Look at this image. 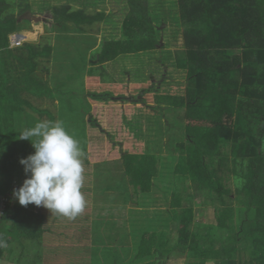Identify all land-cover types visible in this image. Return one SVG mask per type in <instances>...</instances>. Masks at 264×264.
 Listing matches in <instances>:
<instances>
[{"label": "trees", "instance_id": "obj_1", "mask_svg": "<svg viewBox=\"0 0 264 264\" xmlns=\"http://www.w3.org/2000/svg\"><path fill=\"white\" fill-rule=\"evenodd\" d=\"M121 1L117 36L99 40L91 29L105 18L102 10L90 13L82 6L60 3L48 9L54 44L24 39L10 46L11 34L29 30L31 19L24 14L38 13L23 0L17 14L24 12L17 19L9 0H0V237L6 242L0 247V260L10 251L7 238L39 239L46 230L25 229L20 219L23 207L10 203L13 190L20 187L15 174L22 177L15 172L21 166L16 160L35 151L31 141L19 135L47 112L36 99H56L62 108L71 105L72 113H80L74 110L77 100L85 102L89 96L105 103L140 104L143 125L136 122L135 135L160 151L120 147L114 168L104 167L107 161L95 164H104L108 171L103 197L109 199L113 193L114 201L122 203H109L112 215L128 202L138 206L127 209V218H117L122 228L114 223L112 243L106 244L107 230L101 239L95 236L101 244L97 258L103 255L110 264H168L176 257L182 258L181 264H264V0H162L166 9L174 7L169 18L181 29L182 47L171 53V60L159 63L161 67L153 70L157 76L149 74V85L135 94L84 89L78 97L72 85L85 82L83 68L112 84L116 80L107 75V62L162 48L159 37L165 27L159 25L165 18L156 20L165 16V11H157L161 4ZM168 65L183 77L175 78ZM146 94H152L151 102ZM85 104L83 116L91 107ZM89 122L105 131L94 118ZM85 130L86 123L84 131L73 135L84 154ZM169 131H176V141L164 154L163 138ZM149 201V209L140 208ZM204 208L212 212L209 221L201 218ZM89 227L75 236L97 233ZM41 252L33 253L30 264H41Z\"/></svg>", "mask_w": 264, "mask_h": 264}, {"label": "rangeland", "instance_id": "obj_2", "mask_svg": "<svg viewBox=\"0 0 264 264\" xmlns=\"http://www.w3.org/2000/svg\"><path fill=\"white\" fill-rule=\"evenodd\" d=\"M24 1H27L31 6L30 9L38 14L36 16H29L27 13L24 14L30 17L31 21L29 23V30H23L21 32L22 37H19L20 39H18V41H21L24 38L27 41L54 44L55 32L49 29L50 23L47 20L49 17L48 9L50 6L60 3H68L73 7L82 6L90 13L100 10L105 12L106 16L102 22H95L91 27V29L97 33L99 40L106 38L108 35L117 36L118 34L117 26L119 25L122 17V10L120 7L123 6V4H121V0ZM9 2L11 10L17 14L18 10L21 9L19 6L22 5L23 0H9ZM161 2L162 0H150L149 3L152 6L160 3L161 6L157 9V11H165V16L156 17L158 23H161L162 21L160 20L165 18L164 23L159 25V27H165L162 35L159 37V48L161 46L162 48L140 54L118 56L114 60L107 62L105 64L107 75L110 76L112 80H116V82L112 84L107 83V81L97 73L92 75L87 74L86 69L84 70L83 68L80 73L82 72L81 78H83V72H85V82L81 85L78 81L76 84L72 85L74 91H77L78 97L79 93L83 94L82 90L84 89L90 92H99L109 89L115 94H135L138 91V88L147 87L149 85L151 82V80L147 79L149 74L157 76L153 70L161 67L159 63L161 64V62H164L165 59L169 61L171 60V53L182 47L181 29L174 20L169 18V15L174 13V7L169 6L166 9L167 4L165 3L164 5V3L162 4ZM23 12L17 14V19ZM147 55L150 56V59ZM51 65L48 63V66ZM140 68H143V72L138 70ZM167 71L171 72L175 78L183 77V72L176 71L171 65L167 66ZM43 75L45 74L43 73ZM137 79L141 80L139 84L135 81ZM68 86L71 88V84L67 85V87ZM62 88L63 87H61V89ZM145 97L148 102L152 101V94H146ZM71 101L72 99L70 102ZM36 102L39 107L47 110L46 115L42 116V121H60L71 135L75 134L76 136L79 132L84 131L86 123L85 133L87 137V145L86 152L82 157L85 167V182L82 192L85 195L87 205L85 210L72 220L57 213H50L48 209L42 206L38 207L37 212V206L34 204H29L26 207L21 205L23 210L20 214V219L22 218L23 226L28 229L31 228L36 230L43 228L46 230L41 234L42 236L39 239L34 238L33 241H31L32 239H27L26 244H24L23 241H12L15 246L14 251H20L22 244H24L21 250L23 252H27L30 250V247H33V251H31V253L29 252L27 255L28 259H32L33 253L36 250L42 251L41 256L38 257L41 264H110L111 261H109V259L104 260L103 255L102 258L96 257L101 253V244L96 242L95 239H101L105 234V230H107L106 241L108 243L106 244L112 243V239L115 237V231L112 227L114 226V223H116V226L118 225L117 218H127V209H129V207L138 208V206H136L133 201L128 202L124 204V207L119 208V211L118 209L115 210L118 211V213H113L114 215H112L107 208L109 203L114 206L122 203L118 199L114 201V194L110 193L109 190L107 191L110 193L109 199L103 197V193H105L103 186H105L109 177L107 176L108 171L105 170V168H102L104 164H95L101 161H107V164L104 167L108 166V169L114 168L112 161L114 159H120V147L130 152H140L144 149L151 150L154 153L160 152L153 146V144L145 141L143 138H137L135 135L134 129L136 122L139 121L141 126L143 125V118L139 115L140 112H143V108L139 107L141 106L140 104L134 105L131 103H118L111 101L105 103L96 101L91 99L89 96H86L85 102L90 104L91 107L89 113H86L85 116H83L85 111L82 114L81 107L86 105L83 99H78L77 107L74 108V110L80 109V113H72L70 109L71 105H68L66 109L62 108L60 102L56 99L50 100L49 98H44L40 101L36 99ZM75 105L74 100L73 106ZM84 108L87 109V107ZM47 113H50L51 115L49 116ZM174 115L178 119L183 118L182 113L175 112ZM92 118L99 122L101 127L106 132L108 131L111 135H113L112 140L107 137L105 131H102L99 127L92 126L90 124L89 119ZM151 125L152 122L147 121V126L150 127ZM151 129L154 133L155 129L153 126ZM163 141L165 147L167 148L163 151V153L165 154L167 150L172 151L176 141V131L167 132L164 135ZM30 154H34V151L23 154L20 156V159L26 158ZM20 159L18 158L16 161L19 163ZM15 172L22 175L21 177L19 174H15L17 179H20V181L22 180L20 184V186H22L23 181L26 179L23 166H19V169L17 167ZM103 172L105 174H103ZM10 197V202L12 203L11 205L19 204L13 194L10 195ZM150 207L151 205L149 201L144 205L142 204L140 208L149 209ZM200 213L202 214L201 218L203 220L209 221L212 219V212L210 209L204 208ZM88 226H90L89 231H91V228H94V230L97 229V233L95 231L92 233L91 231L89 233L90 238L88 235L79 238L75 236V234L77 235V233H81L83 230H86ZM116 228L121 229L122 226L118 225ZM73 231L74 233H72ZM92 236L94 238H92ZM6 240L7 243H9V239L7 238ZM103 246H105V243H103ZM90 259H92L91 263L88 262ZM181 263V257L172 258L168 262V264ZM0 264L9 263L2 262Z\"/></svg>", "mask_w": 264, "mask_h": 264}, {"label": "clouds", "instance_id": "obj_3", "mask_svg": "<svg viewBox=\"0 0 264 264\" xmlns=\"http://www.w3.org/2000/svg\"><path fill=\"white\" fill-rule=\"evenodd\" d=\"M13 34L18 36L21 33ZM19 138L31 141L35 151L19 161L26 179L22 186L13 190V196L22 206L34 204L48 209L50 213L75 219L87 205L82 192L85 182L84 153L79 141L60 121L37 122L22 131ZM0 247H6L2 237Z\"/></svg>", "mask_w": 264, "mask_h": 264}, {"label": "crops", "instance_id": "obj_4", "mask_svg": "<svg viewBox=\"0 0 264 264\" xmlns=\"http://www.w3.org/2000/svg\"><path fill=\"white\" fill-rule=\"evenodd\" d=\"M22 180L20 181V184H21ZM14 183H17V181L15 180ZM10 200H11V197H10ZM11 203V202H10ZM12 204V203H11ZM19 205V204H18ZM46 210V209H45ZM36 212V211H35ZM37 212H38V206H37ZM22 226H23V223L21 222ZM24 227V226H23ZM25 228V227H24ZM26 229V228H25ZM29 239L28 237H24V236H21V237H17V238H14L12 239L9 243H7V247H9L10 251H6V253L4 254L5 258L1 259L0 260V263L4 262V263H9V264H30V262L32 261V259H28L27 258V255L28 253L31 251H33V247H30V250L27 251V252H23L21 251L24 244H26V240ZM31 240V239H30ZM34 238L31 240L33 241ZM36 240V239H35ZM12 241H23L24 244H22L21 246V249L20 251L18 250H15V246L13 244ZM30 241V242H31ZM15 252V253H14Z\"/></svg>", "mask_w": 264, "mask_h": 264}, {"label": "built area", "instance_id": "obj_5", "mask_svg": "<svg viewBox=\"0 0 264 264\" xmlns=\"http://www.w3.org/2000/svg\"><path fill=\"white\" fill-rule=\"evenodd\" d=\"M18 39H20V38H18L16 34H11L10 35V38H9V40H10V46L19 45L22 40L21 41H18ZM3 200L4 199L2 198L1 199V202H0V214L2 213V210L4 208V202H3Z\"/></svg>", "mask_w": 264, "mask_h": 264}, {"label": "water", "instance_id": "obj_6", "mask_svg": "<svg viewBox=\"0 0 264 264\" xmlns=\"http://www.w3.org/2000/svg\"><path fill=\"white\" fill-rule=\"evenodd\" d=\"M24 18H26V19H27V18H28V16H27V15H25V16H24ZM17 37H18V38H19V37H22V35H21V34H18V36H17Z\"/></svg>", "mask_w": 264, "mask_h": 264}]
</instances>
